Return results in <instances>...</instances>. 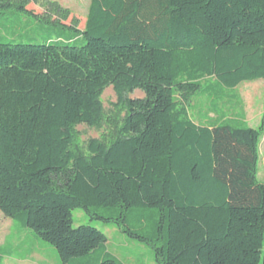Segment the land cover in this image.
Here are the masks:
<instances>
[{
  "label": "trees",
  "instance_id": "obj_1",
  "mask_svg": "<svg viewBox=\"0 0 264 264\" xmlns=\"http://www.w3.org/2000/svg\"><path fill=\"white\" fill-rule=\"evenodd\" d=\"M36 3L0 0V18L71 33L0 42L2 216L60 264H121L102 232L72 227L76 209L149 246L155 264H264V116L253 129L224 108L264 80V0H90L81 28ZM109 87L120 124L103 111ZM194 97L212 118L190 116ZM104 123L111 133L80 147L75 128ZM12 254L0 247V264Z\"/></svg>",
  "mask_w": 264,
  "mask_h": 264
},
{
  "label": "rangeland",
  "instance_id": "obj_2",
  "mask_svg": "<svg viewBox=\"0 0 264 264\" xmlns=\"http://www.w3.org/2000/svg\"><path fill=\"white\" fill-rule=\"evenodd\" d=\"M48 2L70 12L69 20L73 17L77 20L80 28L83 26V18L87 14L90 0H37L36 5L29 7L40 15H44V10H48V18L54 20L58 16L55 10L47 6ZM0 24L3 28L0 34L1 43L13 41L22 44H43L48 39L56 41L59 34L70 35L71 33L66 29L38 24L32 17L21 14H5L0 18ZM234 94L238 97V103L231 106L224 105L225 110L230 111L231 114L242 115L248 127L257 129L264 116V80L242 83L234 90ZM127 97L129 99H142L144 94L136 90L128 94ZM100 100L105 117H114L120 124L125 112L116 109V97L111 87L104 91ZM191 106L190 116L196 122L200 123L204 119L212 118L211 115L209 118L202 117L208 106V101L205 98L194 97ZM75 131L78 143L83 148L90 139L108 136L111 133V127L107 123L98 129L80 125L75 128ZM259 150L258 178L264 183V134L260 141ZM79 226H90L102 232L107 238V252L121 264H155L149 246L129 239L115 225L91 220L82 210L76 209L72 212V227L77 228ZM29 232L28 230H17L12 221L0 213V247L8 245L13 250L12 256L4 257L1 264H60L55 250L41 242L33 246V254L23 257L26 253L25 250L30 247L31 243H34ZM20 242H24V245L16 248L15 246ZM94 259L93 261H95Z\"/></svg>",
  "mask_w": 264,
  "mask_h": 264
},
{
  "label": "crops",
  "instance_id": "obj_3",
  "mask_svg": "<svg viewBox=\"0 0 264 264\" xmlns=\"http://www.w3.org/2000/svg\"><path fill=\"white\" fill-rule=\"evenodd\" d=\"M31 236V235H30ZM32 237V236H31ZM24 242H20L19 244H17V246H15L16 248H19V247H21V246H23L24 244H23ZM35 244H37L36 242H34ZM26 252L28 251V248L25 250ZM34 252H32L31 254H33Z\"/></svg>",
  "mask_w": 264,
  "mask_h": 264
}]
</instances>
